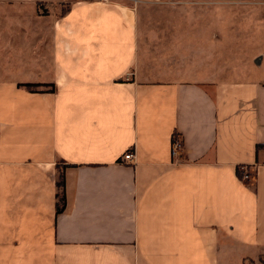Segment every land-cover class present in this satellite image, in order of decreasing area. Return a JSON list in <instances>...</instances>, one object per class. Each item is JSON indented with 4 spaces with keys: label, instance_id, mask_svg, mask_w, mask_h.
<instances>
[{
    "label": "crops",
    "instance_id": "crops-1",
    "mask_svg": "<svg viewBox=\"0 0 264 264\" xmlns=\"http://www.w3.org/2000/svg\"><path fill=\"white\" fill-rule=\"evenodd\" d=\"M172 1L240 5L264 47V0ZM150 4L0 0V264H263L264 49L237 81L153 67Z\"/></svg>",
    "mask_w": 264,
    "mask_h": 264
},
{
    "label": "rangeland",
    "instance_id": "rangeland-1",
    "mask_svg": "<svg viewBox=\"0 0 264 264\" xmlns=\"http://www.w3.org/2000/svg\"><path fill=\"white\" fill-rule=\"evenodd\" d=\"M173 4L175 6L182 5L170 0L169 3L159 7L151 2L149 7H145L143 10V15L147 17L148 35L144 50L148 64L153 67L161 66L164 68L168 66L173 70L171 74L184 72L208 80L216 79L230 82L250 76V69L260 63L262 56L258 54L249 55L250 51L264 49V47L258 45L257 40L246 36L256 33L257 29H252L251 23L243 22L244 39L241 40L236 37L235 18L240 11V5L228 4L220 7V5L211 4L212 6H208L210 11L190 7L184 11L181 7H171ZM250 9L249 5L243 7V14L249 15ZM188 15L190 17L186 22ZM170 18L175 19L171 24L167 22ZM244 19L246 20L247 16H244ZM261 27L263 25H260L258 29ZM196 30L211 31L213 34L221 31L224 37L220 38L218 35H213L210 39L197 38L194 42L192 39L178 38L185 36L187 31ZM162 32L165 34L162 35ZM158 33L160 34L158 35ZM258 68L259 70L264 68V59ZM174 76L170 75V77Z\"/></svg>",
    "mask_w": 264,
    "mask_h": 264
},
{
    "label": "built area",
    "instance_id": "built-area-1",
    "mask_svg": "<svg viewBox=\"0 0 264 264\" xmlns=\"http://www.w3.org/2000/svg\"><path fill=\"white\" fill-rule=\"evenodd\" d=\"M137 1V0H134ZM142 1H148V2H155L158 0H142ZM182 149V140L179 135H177L175 132L172 137V142H171V155L174 159H179L180 151ZM263 158H264V152H263ZM133 158L132 151H127L123 154L122 156V161H131ZM252 175V170L249 166L243 165L241 167V178L242 179H249Z\"/></svg>",
    "mask_w": 264,
    "mask_h": 264
},
{
    "label": "trees",
    "instance_id": "trees-1",
    "mask_svg": "<svg viewBox=\"0 0 264 264\" xmlns=\"http://www.w3.org/2000/svg\"><path fill=\"white\" fill-rule=\"evenodd\" d=\"M25 87L29 88L30 90L35 89L38 85L40 84H34V83H25L23 84ZM48 85V84H45ZM50 89H53V85L51 84ZM57 186H58V204H57V212H60L64 206H65V196H64V175L63 173H61L58 177V181H57Z\"/></svg>",
    "mask_w": 264,
    "mask_h": 264
}]
</instances>
